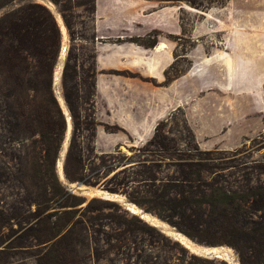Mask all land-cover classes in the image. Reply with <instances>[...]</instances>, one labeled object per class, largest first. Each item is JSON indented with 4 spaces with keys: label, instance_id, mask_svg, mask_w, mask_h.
<instances>
[{
    "label": "rangeland",
    "instance_id": "374dc122",
    "mask_svg": "<svg viewBox=\"0 0 264 264\" xmlns=\"http://www.w3.org/2000/svg\"><path fill=\"white\" fill-rule=\"evenodd\" d=\"M28 1L40 4L59 19L57 26L61 43L55 72L61 65V59L64 64L68 54L70 64L77 70L80 66L91 67L95 43L94 14L82 8L67 11L65 16L71 26L69 32L57 6L51 1ZM46 1L51 5L46 6ZM166 1L178 7L184 5L185 9L195 12L221 8L227 2L203 0L202 7L198 8L185 2ZM20 2H8L1 8L0 15ZM192 13L178 10L183 37H170L176 47L175 61L166 75L169 82L182 76L189 67L188 59L181 56L192 46L188 36L189 26L200 21ZM156 36L155 32H151L139 38L141 40L137 43L130 42L133 38L117 42L142 46L153 39L156 41ZM64 45L66 52L61 56ZM157 50L160 49L157 47ZM110 73L135 78L134 74L123 71ZM54 86L58 100L59 83ZM242 95L239 92L235 94L236 100L230 109L221 103L214 112L208 102L196 104L193 98L199 95L184 93L187 103L183 108L172 110L158 131L162 142L156 140L148 145L153 130L150 139L139 147L131 146L133 141L123 131L107 134L102 126L106 123L96 116L95 104V120L101 123L95 127V131L100 130L95 132L96 142L95 138L92 142L89 134L85 133L76 144L83 157L81 183L87 189L101 190L116 198L79 196L76 193H68L71 197L64 195L68 182L62 178L61 168L59 173V159L55 173L62 190L58 189V193L53 195L52 189L37 178L39 172L48 173L47 157L41 146L32 144L31 139L9 140L0 124V264H229L221 255L218 258L209 257L196 252L195 247H224L236 260L235 264H240L233 248L224 245L209 247L202 242L205 237L198 233H192V238L186 236L184 233L190 224L172 216V223H175L172 225L152 200L154 195L179 199L182 178L178 170L197 162L204 166V181L217 179L231 188L245 185L246 178L252 184L258 178L264 179L254 169V164H264V95H260L255 104L245 98L239 99ZM103 108H99L100 111ZM64 134L66 139H70L71 125L69 135ZM117 137L125 138L126 145L110 149ZM91 142L92 154L87 150ZM31 151L37 155L32 156ZM235 151L240 152L231 154ZM21 182H25V186ZM185 195L188 196L187 190ZM130 205L136 207V212L129 209ZM193 210L191 207V211L187 209L186 213L191 214ZM139 211L154 220L151 222L142 218L144 215ZM177 236L183 238L185 244Z\"/></svg>",
    "mask_w": 264,
    "mask_h": 264
},
{
    "label": "trees",
    "instance_id": "16d2710c",
    "mask_svg": "<svg viewBox=\"0 0 264 264\" xmlns=\"http://www.w3.org/2000/svg\"><path fill=\"white\" fill-rule=\"evenodd\" d=\"M12 1L21 2L0 15V124L9 140L31 139L32 144L41 146V151L47 157L45 160L48 173L39 172L37 178L43 185L51 188L55 195L58 189L62 190L56 178L55 162L59 158L67 124L63 112L67 111L71 121V135L62 164L63 179L70 185L83 182V157L80 147L76 146L78 139L88 133L93 142L95 127L101 124L95 120L97 71L94 55L91 57V67L80 66L78 70L70 64L69 54L66 56L59 81L65 111L63 102H58L59 99L55 96L53 82L61 43L57 19L45 7L28 0H0V10ZM49 1L57 6L62 22L69 32L71 26L65 16L67 11L82 8L94 14L95 0ZM168 1L185 2L200 8L203 0ZM140 40L133 38L130 42L137 43ZM155 44L153 39L142 46L150 49ZM168 70L163 83L169 82L166 78ZM60 105L63 106V112ZM164 123L165 121H161L154 127V134L148 145L156 140L158 143L162 142L158 131ZM102 126L109 134L116 130L123 131L117 125ZM92 142L91 147H87L91 154ZM31 154L37 155L34 151ZM254 165L256 173L264 177V164ZM203 167L197 162L194 165H185V169L179 168L178 173L182 178L179 199L154 195L152 201L162 209L165 219L170 223L172 216L187 221L190 227L184 234L189 238L193 237L192 233H198L205 237L202 242L209 247L224 245L233 248L240 264H264V179L258 178L252 184L246 178L245 185L231 188L219 183L217 179L204 181ZM21 185L25 186V182H21ZM186 190L188 196L185 195ZM68 193L70 192L66 190L63 194L70 196ZM63 207L65 206H60ZM191 207L195 210L191 214L186 213L187 209L191 211Z\"/></svg>",
    "mask_w": 264,
    "mask_h": 264
},
{
    "label": "crops",
    "instance_id": "0c3cea01",
    "mask_svg": "<svg viewBox=\"0 0 264 264\" xmlns=\"http://www.w3.org/2000/svg\"><path fill=\"white\" fill-rule=\"evenodd\" d=\"M185 8L166 0H95L96 116L121 128L133 147L145 144L172 110L184 107L186 92L199 95L193 98L196 104L208 102L214 112L221 103L230 109L238 92L243 94L239 99L251 104L264 95V0H227L223 7L205 12ZM178 10L194 12L200 21L189 26L192 46L181 56L190 62L188 69L164 84L165 72L175 61L170 37H183ZM151 32L157 40L150 49L117 42ZM159 44L164 48L156 51ZM126 143L117 137L110 149Z\"/></svg>",
    "mask_w": 264,
    "mask_h": 264
},
{
    "label": "water",
    "instance_id": "95a60500",
    "mask_svg": "<svg viewBox=\"0 0 264 264\" xmlns=\"http://www.w3.org/2000/svg\"><path fill=\"white\" fill-rule=\"evenodd\" d=\"M45 5H46V6H50L51 4H50V2H47V1H46ZM61 52H62V55H61V56L65 55V52H66V46H65V45L62 46ZM61 65H62V66H61V68H60V72H59V76H58V78H55V76H54V74H53V82H54L55 85H56L57 83H59V81H60V75H61L62 68H63V58L61 59ZM58 98H59V99L63 102V104H64V101H63V99H62L60 93H58ZM63 106H64V107H63L64 110L66 111V109H65V107H66L65 104H64ZM65 115H66V120H67L65 133H66V135H67V134L69 135L71 121H70V117H69L67 111H66V114H65ZM67 127H68V132H67ZM68 141H69V138H67V139L65 140V134H64V141H62V144H61V149H60V153H59V158H57V160L60 159V162H61V173H62V178H63L62 162H63V159H65V153H66V149H67V143H68ZM57 160H56V162H57ZM56 162H55V166H56ZM67 188H68V191H69L70 193H76V194L79 195V196L87 195V196H96V197H98V198H109L108 195H107V196L104 195V194H107V193H104V191H101V190H94V189H87V187H84V186L82 185V183H75V184H72V185L68 184V185H67ZM218 248H221V247H215V249H218ZM208 249H210V248H208ZM205 255H206V256H209V257H210V256H211V257H216V258L220 257V255H219V254H216V253H208V254L205 253Z\"/></svg>",
    "mask_w": 264,
    "mask_h": 264
},
{
    "label": "bare ground",
    "instance_id": "6f19581e",
    "mask_svg": "<svg viewBox=\"0 0 264 264\" xmlns=\"http://www.w3.org/2000/svg\"><path fill=\"white\" fill-rule=\"evenodd\" d=\"M51 7H49V9H50ZM52 9V8H51ZM50 9V10H51ZM52 12L54 13V11L52 10ZM56 21H57V24H59L60 22H59V19H58V17L56 16ZM63 29V28H62ZM162 48H164L163 47V45L161 44H159L158 45V49H162ZM59 69L57 70V72H55V78H58V76H59V72H60V68H61V65L59 64ZM59 101H60V99H59ZM67 132H68V127H67ZM59 161H60V159H59ZM59 173H60V168H61V162L59 163ZM62 174V173H61ZM104 195H108V197L109 198H116L115 196H113L112 194H104ZM129 209L132 211V212H136V207L135 206H133V205H130L129 206ZM138 212V211H137ZM140 212V211H139ZM140 213H142L144 216H141L142 218H145V219H147L148 221H153L154 219L150 216V215H146L144 212H140ZM141 215V214H140ZM167 229V228H166ZM177 238L179 239V240H181V242H183L184 244H185V240L183 239V238H181L180 236H177ZM194 245V244H193ZM195 246H197V245H194V247ZM196 249H194V250H196V252H199V253H206V254H208V253H216V254H219V255H221V257L225 260V261H227L229 264H235L236 262V260H234V257L232 256V254L230 253V251L229 250H227V249H224V247H221V248H218V249H215V248H210V249H208V248H203V247H195Z\"/></svg>",
    "mask_w": 264,
    "mask_h": 264
}]
</instances>
